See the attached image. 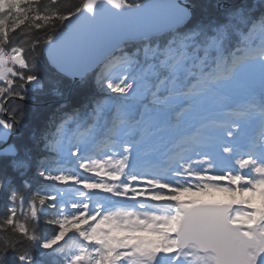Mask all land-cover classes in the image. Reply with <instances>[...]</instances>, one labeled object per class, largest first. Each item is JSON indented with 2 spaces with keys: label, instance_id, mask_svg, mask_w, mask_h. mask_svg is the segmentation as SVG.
Listing matches in <instances>:
<instances>
[{
  "label": "snow or ice",
  "instance_id": "obj_1",
  "mask_svg": "<svg viewBox=\"0 0 264 264\" xmlns=\"http://www.w3.org/2000/svg\"><path fill=\"white\" fill-rule=\"evenodd\" d=\"M0 205V264H264V0H0Z\"/></svg>",
  "mask_w": 264,
  "mask_h": 264
},
{
  "label": "trees",
  "instance_id": "obj_2",
  "mask_svg": "<svg viewBox=\"0 0 264 264\" xmlns=\"http://www.w3.org/2000/svg\"><path fill=\"white\" fill-rule=\"evenodd\" d=\"M67 2V0H65ZM75 2V0H72ZM210 4H215L216 0H207ZM40 73L46 77L50 74V69L47 64L44 63L43 58L40 62ZM62 90L65 93V99L72 105H77L78 101L83 99L85 93L91 95L95 90L94 78L90 79L89 84L86 89L78 91L75 84L70 80H65L63 82ZM63 102L60 97L55 96L51 89L48 88L44 93L37 94L35 100H28L26 102H21L22 109L26 115V119L30 126L36 122L43 123L48 117L52 115L57 107V102ZM0 211H2V205H0ZM44 228V225H41Z\"/></svg>",
  "mask_w": 264,
  "mask_h": 264
},
{
  "label": "rangeland",
  "instance_id": "obj_3",
  "mask_svg": "<svg viewBox=\"0 0 264 264\" xmlns=\"http://www.w3.org/2000/svg\"><path fill=\"white\" fill-rule=\"evenodd\" d=\"M213 196H214L215 199H224V198H226V194H223V193H214Z\"/></svg>",
  "mask_w": 264,
  "mask_h": 264
}]
</instances>
